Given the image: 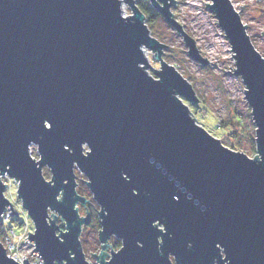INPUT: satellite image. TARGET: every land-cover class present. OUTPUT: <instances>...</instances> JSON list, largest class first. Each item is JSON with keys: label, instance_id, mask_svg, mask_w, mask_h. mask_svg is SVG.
<instances>
[{"label": "water", "instance_id": "1", "mask_svg": "<svg viewBox=\"0 0 264 264\" xmlns=\"http://www.w3.org/2000/svg\"><path fill=\"white\" fill-rule=\"evenodd\" d=\"M148 1L188 56L207 65L170 10L177 0ZM205 7L244 85L253 158L196 123L193 87L163 59L169 46L136 0H0V218L7 208L17 214L4 196L7 175L41 264H90L78 239L88 215L76 208L86 199L75 168L99 205L102 249L111 235L122 242L106 262L95 255L98 264H173L170 255L175 264H264V57L231 0ZM145 50L160 65L153 75ZM0 264L30 263L0 242Z\"/></svg>", "mask_w": 264, "mask_h": 264}, {"label": "rangeland", "instance_id": "2", "mask_svg": "<svg viewBox=\"0 0 264 264\" xmlns=\"http://www.w3.org/2000/svg\"><path fill=\"white\" fill-rule=\"evenodd\" d=\"M207 0H177V3L170 8L176 21H178L183 30H185L196 42L198 52L202 58L208 63L202 65L197 61H193L186 53L187 48L182 42V38L172 30L163 20H158L154 29L162 36L159 41L165 43L169 49L171 58L163 59L178 71L185 80L193 87L195 95L198 98V106L206 108L198 110L199 107L189 105L192 117L196 119V123L202 126L206 131L215 138L224 142L236 143L239 147L233 149L245 153L249 158H253L256 154L254 132L255 127H249L247 118L245 120L246 129L235 127L237 132L242 135L238 139H230L228 132L217 128V124L221 121L230 122L231 116L241 115L252 118L249 114L250 108L244 99L243 89L240 78L236 77L232 68L234 62L232 59V51L228 40L224 36V32L219 28L217 19L212 12L205 7ZM233 7L239 11L240 18L246 26L247 34L252 40L256 50L264 57V38L261 31L264 32V0H231ZM122 12L124 16L131 14L130 8L123 4ZM148 27V26H147ZM149 29V28H148ZM150 31V30H149ZM148 65L146 71L153 75L154 69H159L158 61L154 59V54L149 50H145ZM229 71V73H225ZM30 155L32 158L39 159L36 145H30ZM229 148V146H227ZM86 148V147H85ZM231 149V148H230ZM232 150V149H231ZM45 179L50 178L48 168L43 169ZM75 178L80 189H83L84 196L91 200L90 209L97 210L98 205L92 199V195L88 188L85 187L86 177L75 168ZM1 180L7 184L4 190V196L12 203V208L6 209L3 217L0 219V242L3 247L7 248L6 254L20 258H27L30 264H41V258L34 252L33 242L28 238V232L33 231V223H31L27 214L21 207V202L17 198L18 182L9 179L7 175L1 177ZM83 213V211H81ZM96 214V211H95ZM96 224L93 222V225ZM85 248L83 253L90 264H96L91 254L98 253L99 245L95 243L96 237L95 227L93 226L83 230ZM11 248V252L9 249Z\"/></svg>", "mask_w": 264, "mask_h": 264}, {"label": "flooded vegetation", "instance_id": "3", "mask_svg": "<svg viewBox=\"0 0 264 264\" xmlns=\"http://www.w3.org/2000/svg\"><path fill=\"white\" fill-rule=\"evenodd\" d=\"M44 168H46V167H43V169ZM49 169V168H48ZM77 169V168H76ZM74 171H75V169H74ZM43 170H42V174H43ZM49 172H50V170H49ZM44 176V175H43ZM45 178V177H44ZM47 180V179H46ZM49 180V179H48ZM86 180H87V178H86ZM77 187H79L78 186V183L76 182V188ZM85 187L87 188V186H86V184H85ZM77 190V189H76ZM88 190H89V188H88ZM89 192H90V190H89ZM78 193V192H77ZM92 195V194H91ZM80 196H83L85 199H86V203L84 204V205H82L81 206V204L80 203H78L77 205H76V208H77V211H78V215H79V217L80 218H82V217H85V216H87L88 215V223H86V224H82V226H81V230H80V235H79V243H81V247H82V251L84 250V248L86 247L85 246V243H83V241H84V232H83V230L84 229H87V228H90V227H92L93 228V226L95 227V232H96V237L94 238V241H95V243H97L98 245H99V251H98V253H94V254H91V257L95 260V262H96V264H98V262H97V259L96 258H94V256L95 255H97V256H99L100 255V253L102 252V253H104V255H105V259H104V261L106 262L107 260H109L111 257H112V254L113 253H116V251H118L121 247H122V242H121V239H119L117 236H115V235H111L108 239H107V246H106V248H105V250H103L102 249V246H103V243H101L100 241H99V238H98V235H99V230H100V221H99V217H98V213H99V205L97 204V202H96V200H95V202H96V204L98 205V208H97V210L94 208L93 209V211L90 209V207H91V200L90 199H88V198H86L84 195H80ZM92 199H93V197H92ZM81 211H83V213H81ZM95 211H96V214H95ZM56 222H57V226H58V228H59V230L61 231H64V227H65V222L63 221V220H61V219H57L56 220ZM93 222L94 223H96V224H94L93 225ZM157 223H153V225H156ZM159 240V239H158ZM159 242H160V240H159ZM84 254V253H83ZM85 258H86V256H85ZM87 260V259H86ZM88 261V260H87ZM169 261L170 262H172L173 264H175V262H174V260H173V256L172 255H170L169 256ZM89 262V261H88ZM90 263V262H89ZM54 264H59L58 262H54Z\"/></svg>", "mask_w": 264, "mask_h": 264}, {"label": "trees", "instance_id": "4", "mask_svg": "<svg viewBox=\"0 0 264 264\" xmlns=\"http://www.w3.org/2000/svg\"><path fill=\"white\" fill-rule=\"evenodd\" d=\"M136 5L138 7V9H140V11L143 12V14L145 15V22L150 30V33L157 38L158 41H160L162 39V36L160 34H158V32H156V30L154 29L155 25L158 23V20L161 19V16L159 14V12L157 10H155L151 4L149 3L148 0H136ZM255 47V46H254ZM163 57H167V58H171V54L169 53V49L165 50L163 52ZM199 109H204V111H206V108L199 106ZM232 120L228 123L226 121H221L219 122L216 126L217 128H219L220 130H225L228 132V137L230 139L234 138V139H238L237 137L242 135L241 132H237L235 129V127H238L240 130L241 129H246V125H245V120L247 118L248 120V125L249 127H252V122L249 121V116L247 115V117L244 118V116H231ZM227 146H229V148H231L232 150L239 147V143L238 141L236 143H229V142H224ZM77 192L79 195H84V191L83 189H80L79 187L76 188Z\"/></svg>", "mask_w": 264, "mask_h": 264}, {"label": "built area", "instance_id": "5", "mask_svg": "<svg viewBox=\"0 0 264 264\" xmlns=\"http://www.w3.org/2000/svg\"><path fill=\"white\" fill-rule=\"evenodd\" d=\"M8 209V208H7ZM6 211V210H5ZM5 213V212H4ZM4 215V214H3ZM3 215L1 216V218L3 217ZM0 218V219H1ZM6 249V251L8 250V247L7 248H5ZM9 251L11 252V248L9 249ZM35 252V251H34ZM36 253V252H35ZM37 254V253H36ZM9 255V254H8ZM10 257H12V258H14L17 262H20V263H22L23 262V259L24 258H20V257H16V256H11V255H9Z\"/></svg>", "mask_w": 264, "mask_h": 264}, {"label": "bare ground", "instance_id": "6", "mask_svg": "<svg viewBox=\"0 0 264 264\" xmlns=\"http://www.w3.org/2000/svg\"><path fill=\"white\" fill-rule=\"evenodd\" d=\"M144 55H145V51H144Z\"/></svg>", "mask_w": 264, "mask_h": 264}]
</instances>
